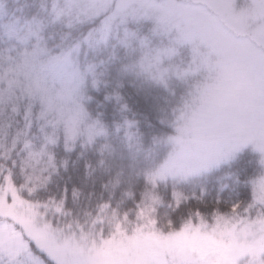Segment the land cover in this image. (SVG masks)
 Returning <instances> with one entry per match:
<instances>
[{
    "label": "snow or ice",
    "instance_id": "obj_1",
    "mask_svg": "<svg viewBox=\"0 0 264 264\" xmlns=\"http://www.w3.org/2000/svg\"><path fill=\"white\" fill-rule=\"evenodd\" d=\"M14 2L0 264H264V0ZM73 153L107 195L54 186ZM241 156L250 169L231 171Z\"/></svg>",
    "mask_w": 264,
    "mask_h": 264
},
{
    "label": "trees",
    "instance_id": "obj_2",
    "mask_svg": "<svg viewBox=\"0 0 264 264\" xmlns=\"http://www.w3.org/2000/svg\"><path fill=\"white\" fill-rule=\"evenodd\" d=\"M26 3V0H15L14 3L10 5L11 8H19L23 7ZM127 94L130 97L129 104L133 107L134 110H139L137 108V101L138 97L135 94L134 89L128 88ZM90 109H94L95 105L92 104L89 106ZM103 111V109H101ZM110 111V107H109ZM141 118V117H137ZM63 157V154H61ZM68 159V170L64 172L61 171V175L59 177H56L54 179V186L55 184L63 185L65 183L69 184V187H76L80 191V201L83 204H87L89 199H95V197L104 194L107 195V193L104 191L102 185L107 182L108 175H106L103 170L97 168V170L91 175L90 178H85L84 175V161L78 160L77 155L75 153L71 154ZM86 159H88L93 167H96V160L97 157L93 152H89L86 156ZM250 157L248 156H241L231 164V171H240L245 168L250 169L249 164ZM229 171V169L225 168L221 172L210 176L206 181L207 190L210 195L214 194L216 189L219 187L218 179L219 177L223 176L225 172ZM115 174V170L113 171V176ZM53 186V190H54ZM119 193L117 192V196Z\"/></svg>",
    "mask_w": 264,
    "mask_h": 264
}]
</instances>
